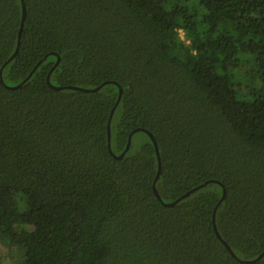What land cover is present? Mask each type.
<instances>
[{
  "label": "trees",
  "instance_id": "16d2710c",
  "mask_svg": "<svg viewBox=\"0 0 264 264\" xmlns=\"http://www.w3.org/2000/svg\"><path fill=\"white\" fill-rule=\"evenodd\" d=\"M0 236L11 264H264V0H0Z\"/></svg>",
  "mask_w": 264,
  "mask_h": 264
},
{
  "label": "water",
  "instance_id": "95a60500",
  "mask_svg": "<svg viewBox=\"0 0 264 264\" xmlns=\"http://www.w3.org/2000/svg\"><path fill=\"white\" fill-rule=\"evenodd\" d=\"M25 15H26V13H25V5H24L23 1H21V19H20L19 29H18V33H17V44H16V48H15V50H14V52L12 53V55H11L10 58H12V57L16 54V52H17L18 45H19V40H20V36H21V32H22V28H23V23H24V20H25ZM58 61H59V57L57 56V59H56V62H55V64H54V66L57 65ZM16 86H17V85H16ZM16 86H13V87H11V88H15ZM51 87H53L54 89H59V88H60V87H56V86H51ZM121 93H122V89H121V87H119L118 95H117V99H116L115 105H114V107L112 108V110H111V112H110V114H109V117H108V124H107V143H108V148H109V143H110L109 123H110V119H111V116H112L113 110H114L115 106L117 105V103H118L119 100H120ZM137 131H144V132L149 136V138L151 139V141H152V143H153L154 150H155V154H156V156H157V171H156V174H155V177H154L153 183H152V191H153L154 195H155L158 199H160V198H159V195H158V192H157V190H156V188H155V181H156V179L158 178V176H159V172H160V160H159V151H158V147H157L156 141H155L154 138H153V135H152L150 132H148V131H146V130H144V129H141V128H135V129H133V130L131 131V133L129 134L128 142H127V144H126V146H125V149H124V151L120 154V156H122V155L124 154V152L128 149L129 144H130V138H131V135H132L134 132H137ZM204 184H205V183H202V184L199 185L198 187L190 189L187 193H185L184 195L180 196V197H179L178 199H176L175 201H172V202H169V203H163V204H164L165 206H172L175 202H177L178 200H180V199H181L182 197H184L186 194H189V193L193 192L194 190H196L197 188L203 186ZM223 198H224V190H223V192H222V195H221L220 199H219L218 202L216 203V206H215L214 209H213V212H212V219H211L213 229H214L215 233L217 234V236H218L219 238H220V236L218 235L217 230H216V226H215V219H214L215 216H214V213H215V209H216V207L218 206V204L220 203V201H221ZM223 244L225 245V247H226L227 249H229L228 246H227V244H226L224 241H223ZM229 251H230V250H229ZM263 255H264V250H263L262 253L257 257V259L260 258V257H262Z\"/></svg>",
  "mask_w": 264,
  "mask_h": 264
},
{
  "label": "rangeland",
  "instance_id": "374dc122",
  "mask_svg": "<svg viewBox=\"0 0 264 264\" xmlns=\"http://www.w3.org/2000/svg\"><path fill=\"white\" fill-rule=\"evenodd\" d=\"M19 195L16 196L18 201ZM19 254L15 247L8 246L7 241L0 236V264H11L17 260Z\"/></svg>",
  "mask_w": 264,
  "mask_h": 264
}]
</instances>
